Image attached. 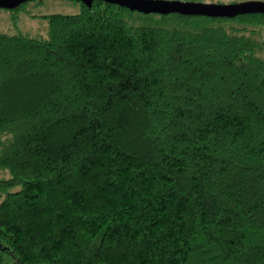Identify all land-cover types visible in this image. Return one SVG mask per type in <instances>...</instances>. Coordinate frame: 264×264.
<instances>
[{
	"label": "trees",
	"instance_id": "trees-1",
	"mask_svg": "<svg viewBox=\"0 0 264 264\" xmlns=\"http://www.w3.org/2000/svg\"><path fill=\"white\" fill-rule=\"evenodd\" d=\"M79 3L0 32V264H264V15Z\"/></svg>",
	"mask_w": 264,
	"mask_h": 264
},
{
	"label": "rangeland",
	"instance_id": "rangeland-1",
	"mask_svg": "<svg viewBox=\"0 0 264 264\" xmlns=\"http://www.w3.org/2000/svg\"><path fill=\"white\" fill-rule=\"evenodd\" d=\"M190 1V0H183ZM212 5H230L243 3L260 2L264 0H194ZM81 11V5L78 1L69 0H44L38 4L29 3L20 10L10 12L9 10L0 9V32L9 34H23L39 38L44 34L47 22L44 17L51 14H77ZM128 24L134 27H166V28H184L190 30H203L208 27L218 26V23L213 18L197 17L192 18L188 22H181L176 19H171L168 15L151 14L146 15L143 13L133 12L127 17ZM257 39L260 43L264 44V27L258 28ZM260 55L264 57V48Z\"/></svg>",
	"mask_w": 264,
	"mask_h": 264
},
{
	"label": "water",
	"instance_id": "water-1",
	"mask_svg": "<svg viewBox=\"0 0 264 264\" xmlns=\"http://www.w3.org/2000/svg\"><path fill=\"white\" fill-rule=\"evenodd\" d=\"M38 0H0V9L15 10V8L26 4V2H36ZM71 1V0H69ZM79 1L87 7H91L95 1L106 2L111 5L129 9L132 12L143 13L146 15H187L191 17L205 18H235L242 15L262 14L264 15V3L252 2L241 5H212L200 2H181L168 0H73Z\"/></svg>",
	"mask_w": 264,
	"mask_h": 264
},
{
	"label": "built area",
	"instance_id": "built-area-1",
	"mask_svg": "<svg viewBox=\"0 0 264 264\" xmlns=\"http://www.w3.org/2000/svg\"><path fill=\"white\" fill-rule=\"evenodd\" d=\"M168 1H173V0H168ZM174 1H181V2H184L183 0H174ZM191 1H194V0H190V1H187V2H191Z\"/></svg>",
	"mask_w": 264,
	"mask_h": 264
}]
</instances>
